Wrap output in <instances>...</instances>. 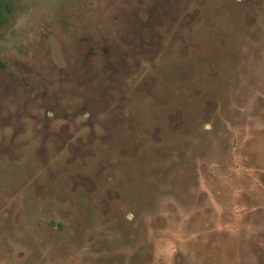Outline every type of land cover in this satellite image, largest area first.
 <instances>
[{
  "label": "rangeland",
  "instance_id": "rangeland-1",
  "mask_svg": "<svg viewBox=\"0 0 264 264\" xmlns=\"http://www.w3.org/2000/svg\"><path fill=\"white\" fill-rule=\"evenodd\" d=\"M8 4L0 264H264V0Z\"/></svg>",
  "mask_w": 264,
  "mask_h": 264
},
{
  "label": "flooded vegetation",
  "instance_id": "flooded-vegetation-1",
  "mask_svg": "<svg viewBox=\"0 0 264 264\" xmlns=\"http://www.w3.org/2000/svg\"><path fill=\"white\" fill-rule=\"evenodd\" d=\"M8 2L9 0H0V33L5 25V22L7 21V15L4 10H7L8 13L10 11ZM49 25V22H47L46 27H49ZM43 42V38H41V36H39L37 32L30 34L26 48L21 52V55H18L20 61H17L16 59L15 64H17L18 62L21 63V69H19V71L13 70V66L10 67V63H3L2 61V63L0 62V81H3V84L5 85V88H2L0 90V100L3 99L5 90L10 88V85L7 83V81H22L23 83H25L26 81H43L42 76L44 72L42 71V68L35 62L37 59L36 50H38V52L40 53V58H43ZM50 54L51 52H49L48 54L49 57L51 56ZM49 63L52 69L56 70L57 67H54L52 59H49ZM25 84L28 85L27 83ZM37 112L39 117H41V108H38Z\"/></svg>",
  "mask_w": 264,
  "mask_h": 264
}]
</instances>
